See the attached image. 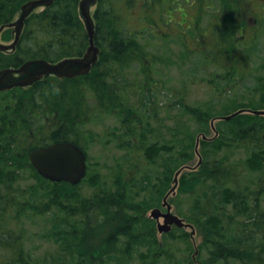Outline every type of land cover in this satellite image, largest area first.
Returning <instances> with one entry per match:
<instances>
[{
    "label": "trees",
    "instance_id": "1",
    "mask_svg": "<svg viewBox=\"0 0 264 264\" xmlns=\"http://www.w3.org/2000/svg\"><path fill=\"white\" fill-rule=\"evenodd\" d=\"M28 1L0 0V27L13 22ZM80 1L56 0L42 12L33 13L25 22L16 50L11 53L0 52V70L20 67L25 62L36 59L58 62L65 58L82 57L89 47V38L79 14ZM135 1L138 0H129L131 4ZM144 1L146 5L151 6L154 3V7L158 6L155 0ZM114 9V0L99 1L96 19L100 25H97L96 43L101 49V54L91 73L73 80L54 79L49 82L43 80L29 89L16 88L0 94L12 99L6 102L3 100V105L0 103V264H105L104 257L110 252L108 245L97 243L98 247L92 245L82 248L83 237L75 236L74 231L70 234L74 237L68 235L62 238L60 226L56 225L61 221L59 218L51 219L46 227L49 226V239H53L54 242L61 239L62 251L65 253L39 256L37 248L30 247L32 243L26 236L23 226V222L30 217H24V209L18 207V200L28 195L27 192L19 193L15 184L19 182V173L26 168L33 172L38 182H41L40 190H43V187L47 189L48 195L44 192L42 202L31 203L35 211L33 214L51 212V208L61 213L63 210H59L58 207L66 203H75L77 200L70 199L73 196L69 190L79 187L47 181L33 168L29 154L39 146L28 150L24 156L23 152L31 133L36 136L46 134L44 126L37 127L36 121L46 118L49 122L48 118H52L50 113L53 112L54 118L56 110L62 111L59 113L62 117V126L60 129L53 127L54 131L50 133L48 139L39 138L41 145L55 143L60 139L72 141L74 138L77 131L72 132V128L75 129L76 125L70 114L63 118L65 108L72 112L79 107L82 110L80 118L82 121L83 117H88L94 112L93 103L101 102L106 106L107 103H114L115 96L125 99L126 93L130 91L128 86H135V90H139L138 82L136 85H130L126 80L117 81L120 72L137 63L136 57H140L142 52H139L140 45L133 37H116V30H112V25H116ZM102 30L109 31L104 49L100 42ZM12 32V29H6L2 33V40L12 41ZM219 56V52L214 54L216 60ZM142 68L144 67H141L139 72H142ZM234 73L230 72L228 79L225 77L229 84L234 80L231 78ZM149 79L150 77L145 81L149 83ZM261 99L262 104L256 107L242 105L240 108L264 110V95ZM145 108L149 110L148 115L152 113L150 108L146 106ZM128 109L127 116H130L129 111L133 109L130 110L131 107ZM184 111L185 114L199 117L203 121L208 115L207 112L202 114L198 109L184 108ZM228 112L229 109H222L219 114L227 116L230 115ZM217 130L219 136L216 139L200 141L203 163L199 171L184 174L179 186L181 194L192 198L191 209L188 207L189 220L203 231L206 238L202 248L206 253H199L200 260H205L204 264H264V116L238 115L228 121H220ZM20 133L22 139L17 137ZM183 139L181 146L183 144L190 146L195 141V132L189 133ZM143 152L147 161L151 163L155 162L162 152L179 160H188L194 156V152L186 149L175 152L173 146H159L157 143L143 147ZM31 189L37 196L38 190ZM30 195H33V192ZM73 195L75 196V193ZM121 196L128 198L123 194ZM45 198L47 202L43 200ZM39 204L41 208L44 207L43 212L38 207ZM96 204L101 203H94L95 208L93 207L92 212L97 209ZM112 210L113 204L111 210L106 208L105 214L114 215ZM122 210L123 215L120 205H116L114 221L126 225L124 236H127L137 230L143 217L135 214L133 209H128L127 206H123ZM32 218L35 224H40V220L35 221L36 217ZM9 223L15 224L19 230L11 231L12 229L8 228ZM26 231L28 232L29 228H26ZM120 231L123 230L119 229L118 234ZM167 235L175 241L179 238L184 242L189 240V234L186 232L178 234L177 237L173 232ZM24 242L30 246L24 247ZM174 262L179 264L175 259ZM190 262V259H187L183 264Z\"/></svg>",
    "mask_w": 264,
    "mask_h": 264
},
{
    "label": "rangeland",
    "instance_id": "2",
    "mask_svg": "<svg viewBox=\"0 0 264 264\" xmlns=\"http://www.w3.org/2000/svg\"><path fill=\"white\" fill-rule=\"evenodd\" d=\"M203 1L155 0L158 6L154 7V3L149 6L144 0H138L132 4L129 0H114L116 25H112V30H116V37H133V40L140 45L139 52H142L140 57H136L137 63H133L120 72L117 81L126 80L130 85H136L135 83L138 82L139 90H135V86H128L130 93H126L125 99L115 96L114 103H107L106 106L97 105V102L93 103L94 112L88 117H83L82 121L79 115L72 111L70 118L74 119L76 125L75 129L72 128V132L77 131L76 138L79 139L85 134L94 138L90 143L83 141L90 155L91 170L84 184L77 189L69 190L73 196L72 199L77 198L81 212H91L90 208H95V205L91 203L93 200L95 203H101L96 204L95 216L104 215L106 212L104 194L108 188L112 187L114 199L111 212L114 213V218H116V205H120L122 215L124 214L123 206H127L128 209L132 208L135 214L143 217L137 230L127 236H124L126 225L102 219L94 220L96 227L91 226L90 231H86L88 236H80L83 237L82 248L92 245L98 247V244L108 245L110 252L104 257L105 264H178L174 262V259L179 264H183V261L187 259H190V264H204L205 262L199 257L200 252L206 253L202 249L206 241L202 230L194 225L196 232L192 236L190 228L180 230L174 226L172 232L174 236L176 235L175 237L185 232L189 234L188 241L184 242L181 238L175 241L169 235L159 233L158 222L150 218V213L155 208L166 210L163 208V200L173 188L174 178L178 171L188 165L193 167V170H183L179 183L184 174L199 171L200 168L197 167L199 158L196 154L197 140L202 141L203 136L210 139H216L219 136L217 127L220 122L218 118L224 116L219 114L222 109H229L228 113L232 115L243 109L240 108L242 105L256 107L262 104L264 43L261 45L256 43V48L253 49L249 47L251 50L247 51L245 56L250 59L244 61L245 65L242 62H230L233 65L232 69L236 72L231 75L234 80L232 84H229L226 78H229L230 72H221L215 66L217 63L228 68L226 62L215 60L207 63L202 52L204 47H211V38L202 37L204 28H206L204 25L206 20L201 21V17L205 14L208 17L206 19L210 17L211 21L216 14V9L213 7L207 9L205 7L207 10L205 13ZM215 6L218 7V5ZM41 11L42 8L37 9L36 13ZM97 11L96 7L92 9L99 26L100 23L96 19ZM19 15L20 12L15 16L14 21ZM12 35L14 39L13 32ZM108 37L109 31L102 30L100 42L103 44V49ZM202 39H204L203 42ZM12 41H3L2 34H0V43L8 44ZM239 57L243 58L240 55ZM233 58L237 59V55ZM141 67L144 68L142 72H139ZM149 77L150 82L148 83L145 79ZM0 96L1 105L4 103L3 100L5 102L12 100ZM142 99L144 101H141ZM144 105L150 108L151 114H147L149 110ZM129 107H131L130 110L133 109L129 111L130 116L127 114L123 116ZM184 108L198 109L202 114L207 112L208 115L203 121L199 117L185 114ZM244 109L251 108L244 107ZM50 116H52L50 122L46 121V118L36 121L37 127L44 126L46 134L36 136L31 133L23 156L26 152L41 145L39 138L46 140L50 133H53V112ZM127 118L131 121H126ZM124 123L127 124L125 129L123 128ZM110 132L112 135L109 134ZM194 132L196 142L194 141L190 146H185V144L181 146L183 138ZM17 137L22 139L21 133ZM150 143H157L159 146H173L175 152L186 149L194 152V156L188 160H179L162 152L156 161L151 163L143 154V147ZM201 150L200 144V153ZM19 175V182L15 185L19 193L27 192L28 196H22V199L18 200V207L23 208L24 215L31 219V214L35 212L31 203L42 202L41 197L44 196V192L47 194V189L43 187V190H40L41 182L35 179L32 171L25 168ZM31 188L38 190L36 191L37 196ZM32 192L33 195H30ZM121 194L128 198H123ZM191 199L181 194L180 187L177 194L168 199L173 206V212L188 223H192L188 218L189 208L191 209L193 204ZM43 200L47 202V198ZM69 204L70 208L78 206L77 203ZM99 205H102L101 208H98ZM38 207L41 208V204ZM40 210L43 212L44 207ZM88 215L89 219L93 217L92 214ZM30 219L25 220L23 226L26 236L31 241L33 234L31 226L33 225ZM81 222L84 227L88 223H93L91 220ZM29 227L30 230L27 232L26 228ZM35 227L42 232V226L36 225ZM8 228L15 232L19 230L12 223H9ZM119 229L124 232L120 231L118 234ZM60 243V241L53 242V239H50L49 243L45 240V243L39 246L37 254L43 257L48 252L52 253L55 247L59 248ZM29 246L24 242V247ZM67 256L70 255L67 254Z\"/></svg>",
    "mask_w": 264,
    "mask_h": 264
},
{
    "label": "water",
    "instance_id": "3",
    "mask_svg": "<svg viewBox=\"0 0 264 264\" xmlns=\"http://www.w3.org/2000/svg\"><path fill=\"white\" fill-rule=\"evenodd\" d=\"M55 1L29 0L26 2L22 6L21 13L16 21L0 27V34L8 28H14V41L10 44L0 43V52L16 50L21 40L26 20L37 9L48 8ZM98 1L81 0L79 4L80 17L85 24L89 38V47L82 57L65 58L58 62L36 59L28 61L18 68L10 67L2 69L0 70V92L9 91L17 87L26 88L48 76L72 79L89 74L98 62L101 53V49L96 43L97 27L92 14V9L98 4ZM245 113L264 116V110L242 109L232 115L221 117L218 120H230L233 117ZM196 153L200 158L198 167L202 163V158L199 155V140L196 146ZM30 158L40 175L52 182H66L76 185L84 178L86 156L78 147L71 143H59L40 148L32 152ZM185 169L193 170V167L186 166L176 173L174 186L163 201V207L167 209V212H164L160 208L151 211V218L158 221V230L160 233H168L171 231L172 225H176L179 228H191V235L194 236L195 234L194 227L186 223L184 219L175 215L172 212L171 204L168 202V197L176 194L179 186V177ZM161 218L164 219L163 224L160 223Z\"/></svg>",
    "mask_w": 264,
    "mask_h": 264
},
{
    "label": "flooded vegetation",
    "instance_id": "4",
    "mask_svg": "<svg viewBox=\"0 0 264 264\" xmlns=\"http://www.w3.org/2000/svg\"><path fill=\"white\" fill-rule=\"evenodd\" d=\"M216 2L218 4H216ZM203 3H204L203 9L205 10V13H207L206 9L208 7H213L216 9L215 10L216 14L215 16L211 18V21H210V17L209 19H206L208 18L207 15L205 14L202 15V18L204 17L203 18L204 22L206 20V23L204 25L206 28H208V29L204 28V35L202 37L211 38V42H210L211 47H207V46L204 47V50L202 49L203 55L204 57H206L207 63H210L211 61L216 60L214 58V54H216L217 52H220L219 59L216 61H225L229 67L226 68V67H223V64H217V63L216 65L215 63H213V65L217 66L218 70H220L221 72H236V70L232 69L233 65L230 64V62H235V61L239 63L243 62V64L245 65L246 63L244 61L250 59V58H246L245 56L247 51L251 50L249 47H252L253 49L254 47L256 48V43L257 45L258 44L261 45V43H264L263 42L264 41V0H204ZM215 5H218V7ZM98 7H99V4L97 6V9ZM202 37L200 35V39ZM203 41L204 39H202V42ZM234 55H237V59L233 58ZM239 55L242 56L244 59L240 58ZM54 79H57L59 81L73 80V79H58L56 77H46L44 81L49 82V81H54ZM97 105L103 106L105 104L101 102H97ZM59 106L61 105L59 104ZM61 107H65V106H61ZM128 110L129 109L127 108L123 116H126ZM60 112L62 111H58V110L55 111V116H54V121H53L54 128L58 127V129H60L62 126L61 125L62 117L59 116ZM63 112H64L63 118H67L68 117L67 114L72 115V112L68 108H65ZM75 112L81 118L80 115L82 114V110L79 107L76 108ZM51 119L52 118H48L49 122L51 121ZM126 121H131V120L127 118ZM126 127H127V124L124 123L123 128L125 129ZM82 134H85V133H82ZM88 134H90V132H88ZM109 134L112 135L111 132ZM93 140L94 138H92V136L90 135L87 136L85 134L79 139H77L76 135H74V138L72 139V141H63L60 139L58 142H55V143L50 144L49 142L45 145H41L39 146V148H37V150L40 148L48 147L52 144H59V143H71V144L76 145L79 149H81L85 153L86 160H87V170H86L85 178L79 184H76V185L66 183L71 187H80L81 184H84L86 182V177L91 170V166L89 162L90 155L88 153V150L86 149V144L83 143V141H87L90 143ZM29 160H30V156H29ZM33 168L37 171L34 165H33ZM61 183H65V182H61ZM111 194H112V187L108 188V191L106 193V198H105L106 208L108 210L112 209V202L114 199L113 195ZM75 203H77L78 206L73 207L74 209L70 208L69 206L70 204L68 203L64 205L62 204L60 207H58L59 210L60 209L63 210L61 213H57L55 209L51 208L52 209L51 212L47 211V212H43L40 214L38 213V214L31 215V217H36L35 221L40 220V224L39 225L35 224L33 218H31V221H32L31 223L33 225L31 227L33 228L32 229L33 234H32V240L30 241L32 245L30 247L34 249L37 248V252H38L39 246L45 243V240L46 242L48 241L49 243L50 233H49V229H47L49 228V226L46 227V225L51 219L57 220L59 218L61 220V221H58L59 223L58 224L56 223V225H58L57 227L60 226V229L59 228L58 229L61 230V232L63 233L62 237L64 238L72 234L73 233L72 231H74L75 236L76 235L79 237L88 236V233L86 231L89 232L91 226L92 228L96 227L94 225V222L96 221L94 220L102 219L106 221L112 220L114 222V215L112 213L95 216V213L97 212H92L93 207L90 208L91 212H81L79 203L77 201H75ZM91 203L94 204L95 201L93 200L91 201ZM99 208H101V205H99ZM73 210H75L77 213L72 212ZM88 214H92L93 217L89 219ZM23 216L28 217L27 215H23ZM86 220L93 221L92 224L91 223L87 224V228H85L83 223L81 222V221H86ZM36 225L42 226V232L39 229L35 228ZM29 230H30V227H29ZM53 231L55 232L56 230H53ZM62 245L63 243H60L59 248L55 247L52 253L48 252L46 254L54 255V256L59 253L64 254L65 252L62 251ZM62 262L65 263V260H63ZM80 263H83V262L80 261Z\"/></svg>",
    "mask_w": 264,
    "mask_h": 264
}]
</instances>
